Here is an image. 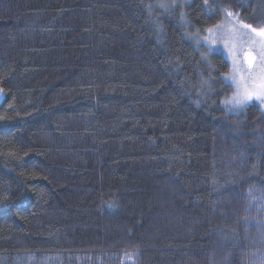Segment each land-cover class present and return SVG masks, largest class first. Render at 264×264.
I'll return each mask as SVG.
<instances>
[{"label":"trees","instance_id":"1","mask_svg":"<svg viewBox=\"0 0 264 264\" xmlns=\"http://www.w3.org/2000/svg\"><path fill=\"white\" fill-rule=\"evenodd\" d=\"M264 0H0V264H264V109L203 43Z\"/></svg>","mask_w":264,"mask_h":264},{"label":"rangeland","instance_id":"2","mask_svg":"<svg viewBox=\"0 0 264 264\" xmlns=\"http://www.w3.org/2000/svg\"><path fill=\"white\" fill-rule=\"evenodd\" d=\"M243 25L244 23L236 19L235 16L229 17L226 15L224 20L218 26L211 28V32L207 31L200 41L211 52L221 53L229 61L231 69L225 78L233 85V94L238 90H243L245 87L252 88L259 83L257 79L258 68L249 69L245 54L252 51L257 56V65H259V55L264 50V42L261 41V38L250 33ZM254 102L264 109V104L255 99L249 101L245 106ZM226 104L230 112L233 113L245 107H234L231 103Z\"/></svg>","mask_w":264,"mask_h":264},{"label":"snow or ice","instance_id":"3","mask_svg":"<svg viewBox=\"0 0 264 264\" xmlns=\"http://www.w3.org/2000/svg\"><path fill=\"white\" fill-rule=\"evenodd\" d=\"M226 15L232 17L234 14L231 11H227ZM243 27L248 29L250 33L259 36L261 41L264 42V25L254 27L251 24H244ZM208 31L211 32L212 29L210 28ZM245 55L249 69L258 68L257 79L259 83L255 84L252 88L245 87L243 90H238L234 93L233 96L226 101V103H231L234 107H243L253 99L264 104V50L260 52L259 65H257V56L252 51L247 52ZM3 91L4 90L0 88V93ZM0 119H3V117H0Z\"/></svg>","mask_w":264,"mask_h":264}]
</instances>
